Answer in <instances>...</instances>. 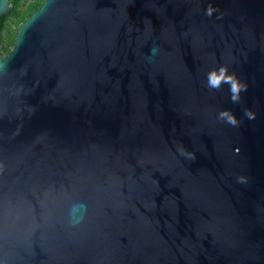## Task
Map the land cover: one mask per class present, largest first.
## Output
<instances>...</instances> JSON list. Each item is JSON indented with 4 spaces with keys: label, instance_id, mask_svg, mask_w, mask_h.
Instances as JSON below:
<instances>
[{
    "label": "water",
    "instance_id": "water-1",
    "mask_svg": "<svg viewBox=\"0 0 264 264\" xmlns=\"http://www.w3.org/2000/svg\"><path fill=\"white\" fill-rule=\"evenodd\" d=\"M0 264H264V0L33 9L0 52Z\"/></svg>",
    "mask_w": 264,
    "mask_h": 264
},
{
    "label": "clouds",
    "instance_id": "clouds-1",
    "mask_svg": "<svg viewBox=\"0 0 264 264\" xmlns=\"http://www.w3.org/2000/svg\"><path fill=\"white\" fill-rule=\"evenodd\" d=\"M213 9L209 7L207 10V14L211 15ZM227 83L230 85V93H231V100L235 102H239L240 94L242 91L247 90V83L242 82L239 78L235 75V73L229 74L226 67H221L219 70H213L208 75V87L213 89H219L222 84ZM245 116L249 119H254V115L249 111L245 110ZM220 119H225L227 123L237 126L239 121L237 120L234 114H231L229 111H222L219 114Z\"/></svg>",
    "mask_w": 264,
    "mask_h": 264
},
{
    "label": "trees",
    "instance_id": "trees-1",
    "mask_svg": "<svg viewBox=\"0 0 264 264\" xmlns=\"http://www.w3.org/2000/svg\"><path fill=\"white\" fill-rule=\"evenodd\" d=\"M43 0H30L21 7V0H9L10 10L7 14L0 16V52L6 55L15 38V29L17 25L35 8H37ZM13 17L15 28L4 32L7 26V20Z\"/></svg>",
    "mask_w": 264,
    "mask_h": 264
},
{
    "label": "rangeland",
    "instance_id": "rangeland-1",
    "mask_svg": "<svg viewBox=\"0 0 264 264\" xmlns=\"http://www.w3.org/2000/svg\"><path fill=\"white\" fill-rule=\"evenodd\" d=\"M28 1H30V0H21V7L25 4V3H27ZM13 17H11V18H9L8 20H7V26H6V28L4 29V32H6L7 30H9V29H14L15 28V25H14V23H13Z\"/></svg>",
    "mask_w": 264,
    "mask_h": 264
}]
</instances>
